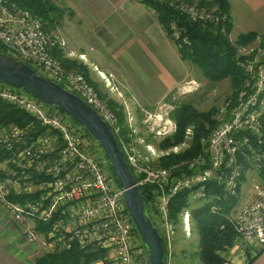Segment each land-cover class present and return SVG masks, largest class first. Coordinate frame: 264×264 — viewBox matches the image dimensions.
Masks as SVG:
<instances>
[{
  "label": "built area",
  "instance_id": "2783aa9c",
  "mask_svg": "<svg viewBox=\"0 0 264 264\" xmlns=\"http://www.w3.org/2000/svg\"><path fill=\"white\" fill-rule=\"evenodd\" d=\"M177 2H169V6L194 23L216 25L226 21V16L177 5ZM170 31L171 40L177 42L178 48L188 44L174 23ZM0 44L7 56L30 66L38 76L80 98L110 128L132 169L136 186L153 188V208L163 231L160 235L168 256L173 252L177 227L185 238L191 237V210L194 205L205 202L207 183L214 181L229 196H235L236 180L241 173L239 157L251 160L252 170L259 172L264 161L259 148L264 141V43L260 40L237 57L236 65L245 80L234 101L226 100L215 113L216 125L205 142L203 152L167 168L156 167L150 159L179 154L187 149L186 144L157 151L152 145L145 144V136L155 133L154 137H158L168 128L175 129L171 121L162 120L161 110H167L169 106L163 105L154 113L143 111L140 125L136 121H127L128 137H138L136 142L143 145L142 155L132 144L125 145L117 117L103 104L84 76L66 70L52 55V50L57 45L63 46V43L44 30L40 19L8 0H0ZM189 86L180 87L178 92L188 94L196 89ZM25 92L0 83V101L27 113L40 127L55 133V136H33L35 126L30 124L22 128L2 129L0 145L10 152L15 144L28 142L20 150L17 160L25 162L22 168H33L35 173L51 177V180L35 184L24 173L18 175L15 171L3 169L5 177L0 175V210L7 215L24 243L36 244L43 253L67 251L72 243H77L81 249L107 252L108 262L113 258L115 264H141L146 255L127 213L123 191L114 184L106 170L107 160L98 156L92 144L93 148L85 143L82 127L57 108ZM153 121L164 124L154 126ZM252 138L254 144L251 143ZM186 139H190L187 132ZM247 188L237 206L227 214L226 222L235 238L246 246L264 247V185H253L251 189L249 185ZM37 191L40 196L34 202L20 205L8 199L11 193L32 195ZM180 192L187 193V205L176 226L169 219V206L172 198ZM218 208L212 206L211 212L218 213ZM36 221L52 223L51 230L46 235L37 233L34 229Z\"/></svg>",
  "mask_w": 264,
  "mask_h": 264
},
{
  "label": "trees",
  "instance_id": "16d2710c",
  "mask_svg": "<svg viewBox=\"0 0 264 264\" xmlns=\"http://www.w3.org/2000/svg\"><path fill=\"white\" fill-rule=\"evenodd\" d=\"M8 1L15 3L25 10H28L33 16L40 19L43 23L44 30L48 33L47 29L48 26L53 23L52 16L55 12V7L52 4L44 0ZM142 3L154 11L158 23L166 32L169 39H171L170 26L172 23H175L182 37L187 39L188 44H185L178 49L180 59L182 61H189L194 67L198 68L203 77L209 83L216 84L228 80L230 93L226 100L231 99L234 101L245 80L236 65L238 57L237 48L250 45V43H252L258 36L253 32H249L247 34L240 35L234 43L230 41L229 35L232 31V24L229 20L230 6L228 1H200L199 4L206 7L216 6L218 13H220L222 17L226 16L225 22H221L216 25L212 23H194L187 16L175 11L171 6H169V3H162L154 0H142ZM222 31H224V33H222ZM260 41L262 44L264 43V40ZM175 43L177 44V42ZM0 53L7 55L5 48L1 44ZM52 55L61 62L66 70H74L84 76L88 83L94 88L97 95L107 103L108 107L113 112L116 113L118 117V125L121 129L120 136L122 138L124 137V139L127 138L130 130L127 120H125L124 107L117 104L113 99H109L106 94L102 93L97 84L90 80L85 66L67 63L66 60L61 58L60 53H55V48L52 50ZM25 93L28 94L27 92ZM216 111L217 109L211 108L206 112H198L189 102L179 104L178 107H176L170 114L175 123L176 131L172 133L171 136L163 139L160 143H157V148L160 150H168L181 144L184 140L186 130L191 127L193 129V137L190 148L179 154H169L168 156L159 158L158 165L163 168H167L180 160L188 159L202 153L205 148V141L215 128L216 123L213 119ZM30 124L35 126V132L32 134L33 136H55V133L49 132L47 129L40 127V125L25 112L0 101V131L2 129H10L12 127L22 128ZM83 132L84 138L87 141H92V145L97 146L101 153H103L98 143L94 141L84 130ZM32 135H30V139ZM127 140L129 141V139ZM26 143L15 144L13 150L10 152L5 150V148L0 145V165L5 164V169L15 171L18 175H21L22 173H24V175L26 174L35 184L43 181H50L51 177L49 178L44 175H38L34 172L33 168L25 169L18 165L17 156ZM251 143L254 144V138H252ZM259 148L260 152L264 154V141L263 145ZM238 164L241 173L240 177L236 180L237 187L235 196H229L221 185L212 181L207 183L205 187V202L197 205L191 210V218L194 228L193 231L197 235V251L194 253V256L198 257V262L200 264H222L223 259L221 254L231 249L234 243L238 241L235 238V234L231 226L226 222V216L229 214L231 209L239 203V200L241 199L242 187L247 181L246 173L249 171V168L250 170L253 168L252 161L250 160L249 162L247 159H242V157H239ZM158 165L156 166L155 164L156 167H159ZM130 170L132 172L131 167ZM109 171L112 178L115 179L110 168ZM0 175L4 178L5 171L0 170ZM258 176L264 184V161L259 168ZM138 189L151 221L155 226L152 220V214L156 217V213L153 208V188L149 185H144ZM39 196V191L32 195L22 194L17 196L11 193L8 199L13 203L22 205L27 202L36 201ZM186 205V192L178 193L171 200L169 206V219L176 226L179 222V215ZM212 206L219 207V212L216 214L212 213ZM51 225L52 223H42L36 221L34 229L37 233L46 235L47 232L51 230ZM221 226H223V229H220ZM162 246L165 252L167 264H170L173 252L170 256H168L163 240ZM94 250L95 249H81L77 243H72L71 248L67 251L59 253H43L34 260L33 264H94L98 259L103 260L105 256L107 257V252L99 249L97 251Z\"/></svg>",
  "mask_w": 264,
  "mask_h": 264
},
{
  "label": "crops",
  "instance_id": "0c3cea01",
  "mask_svg": "<svg viewBox=\"0 0 264 264\" xmlns=\"http://www.w3.org/2000/svg\"><path fill=\"white\" fill-rule=\"evenodd\" d=\"M44 1L55 7L53 23L48 26V33L63 43V46L57 45L55 53H60L61 58L67 63L85 66L90 80L97 86L108 88L104 79L107 81L117 79L120 85H124L123 93L130 95L126 79L114 71H121L119 65L122 63L138 65L141 57L151 65L160 66L162 61L156 54L170 46V39L158 23L154 11L140 0ZM227 1L230 6L229 20L232 24L230 36L237 31L239 32L235 40L249 32L264 34V27L259 28V24L264 21V17L260 18L264 16V0ZM99 65L115 67L101 68ZM142 85H147L145 79ZM176 86L170 82L165 84L166 88L156 105ZM94 148L98 156L103 157L97 146ZM108 169L106 165L107 172ZM253 185H264L257 172L250 178V189ZM6 234L4 236L0 234V264H33L28 262L27 253L19 250V246H15L14 234L8 232ZM179 254L185 255L182 251H179ZM221 257L222 264H264V247H247L238 240L231 249L222 253ZM181 262L186 264L185 260Z\"/></svg>",
  "mask_w": 264,
  "mask_h": 264
},
{
  "label": "rangeland",
  "instance_id": "374dc122",
  "mask_svg": "<svg viewBox=\"0 0 264 264\" xmlns=\"http://www.w3.org/2000/svg\"><path fill=\"white\" fill-rule=\"evenodd\" d=\"M142 2V0H140ZM157 2H160L161 0H154ZM165 3L171 2H177L178 4L182 5H188L192 8L197 9H203L209 12H214L215 15L219 16L220 13H218V9L216 6L213 7H206L203 5H200V1H194V0H163ZM146 6V5H145ZM153 11V10H152ZM217 13H216V12ZM264 16L260 17L263 18ZM175 24V23H174ZM264 27V21L259 24V28ZM239 31L233 33L231 36L229 35V39L232 43H234L236 34ZM171 33V31H170ZM224 33V32H222ZM254 33V32H253ZM257 34V38L250 43V45H245L237 48V56H240L243 54V51L248 50L249 46H254V43L257 40H264V34L263 33H255ZM171 35V34H170ZM244 35V34H242ZM239 37V36H238ZM237 37V38H238ZM236 38V39H237ZM235 40V41H234ZM171 41V42H170ZM169 45L162 49L159 53H157V57L160 61V66L157 64L151 65L148 61H145L146 59L140 58L141 62L138 65L133 64H124L122 63L119 65L121 67V71H114L116 72L120 77L125 78L127 84L130 88V95L124 94L123 87L124 85H120V83L116 80H109L106 79L105 82L108 84V88H104L102 86H99V89L102 91V93L106 94L109 99H113L117 104L123 105L125 107V120L129 121H136L137 124L140 125V121L143 117V111H147L150 113L158 112L159 107H162L163 105L169 106V109L167 110H161L162 114L164 115L162 120H169L175 127L176 126L174 121L172 120L170 114L171 112L178 107L179 104L183 102H189L194 106V108L198 112H206L211 108H215L219 110L224 102L226 101V98L228 97L230 93V86L228 80L222 81L220 83L212 84L209 83L201 74L200 70L196 67H194L189 61H182L179 57L178 47L176 43L170 39ZM174 45H173V44ZM170 47V48H169ZM179 56V57H178ZM101 68L105 67H112L114 68V65H99ZM137 68V69H136ZM114 70V69H113ZM141 70V71H140ZM165 70V71H164ZM144 79L147 83V85H142L144 83ZM172 79V80H171ZM190 79V81H187ZM173 86H176L173 90H171L164 99H162L161 103L156 105V102L160 99L161 94L163 93V90H165V84L169 83ZM187 85H190L189 87H196L195 90H193L191 93L188 92V94H180L178 92V89L180 87H186ZM198 87V88H197ZM193 88V87H192ZM94 89V88H93ZM96 92V91H95ZM100 98V97H99ZM100 100L103 102V104L108 108L110 112L114 114V116L117 117L116 113L113 112L107 105V103L100 98ZM228 100V99H227ZM123 103V104H122ZM154 105H156L154 107ZM217 112V111H216ZM118 120V117H117ZM214 120V119H213ZM159 123V127H161L164 123L153 121L152 125H157ZM139 128V127H138ZM171 128L167 129L165 132H162L160 136H155V133L153 134H147L145 136V144L152 145L153 148L157 151H167V150H160L157 148V143H160L163 141V139L169 137L172 135L173 132H175ZM170 131V132H168ZM190 131V133H188ZM186 132L188 137L190 139H186ZM185 132L184 140L181 144H186V151L190 148L192 137H193V129L189 127ZM144 137V133H143ZM124 139V137H123ZM129 139V141L127 140ZM125 145L132 144L133 147H136V150L142 155H144V151L141 146L142 144H137L135 140L138 141V137L136 139L127 138L124 139ZM134 140V141H133ZM117 141V140H116ZM206 142V141H205ZM87 145L92 147V141H85ZM118 143V142H117ZM131 146V145H130ZM178 146V145H177ZM119 147V146H118ZM175 147V146H174ZM120 148V147H119ZM172 149V148H170ZM121 150V149H120ZM169 150V149H168ZM185 151V149L181 150L182 153ZM103 154V153H101ZM192 158V157H191ZM190 159V158H188ZM187 160V159H184ZM180 160V161H184ZM150 161L154 162L156 166L158 165V160L150 159ZM179 161V162H180ZM18 165L23 166V162L18 159ZM178 163V162H177ZM107 165L109 166L108 162ZM159 166V165H158ZM161 167V166H159ZM110 168V166H109ZM163 168V167H162ZM5 169V164L0 165V170ZM111 170V169H110ZM108 172L110 173L109 169ZM112 172V171H111ZM256 173L255 169L250 170L247 174V181L242 187L241 197L247 187L250 185V178ZM110 175V174H109ZM112 177V175H110ZM115 180L112 178V181ZM114 184H116V181ZM117 185V184H116ZM262 186V185H257ZM240 197V198H241ZM198 204L194 205L196 207ZM7 215L3 214L0 211V234L4 236L6 232L13 233L14 234V243L16 247L19 250L24 251L27 253V259L28 262L32 263L34 260L41 256L43 254V250L41 248H38L35 245H27L24 243L22 238H20L18 232L14 227L12 228V224L9 220ZM152 220L157 227L159 233L162 235L163 231L161 229V226L159 225L156 217L152 214ZM11 224V225H10ZM193 226L191 225V237L185 238L184 233L181 231L179 227L176 228L175 236H174V243H173V256L170 260L171 264H183L184 262H181V260H185L186 264H198V257L194 256V253L197 251V235L193 231ZM9 235V234H6ZM15 247V248H16ZM98 250V249H97ZM94 250V251H97ZM179 251H183L185 255H180ZM62 252V251H60ZM59 253V252H57ZM111 255V253H110ZM143 256V255H142ZM174 261V263H173ZM94 264H115V260L113 258L111 261L105 256L103 260H97ZM141 264H148V259L145 256L143 261H141Z\"/></svg>",
  "mask_w": 264,
  "mask_h": 264
},
{
  "label": "water",
  "instance_id": "95a60500",
  "mask_svg": "<svg viewBox=\"0 0 264 264\" xmlns=\"http://www.w3.org/2000/svg\"><path fill=\"white\" fill-rule=\"evenodd\" d=\"M0 82L22 89L42 103L56 107L98 143L117 186L123 191L127 213L148 255V264H167L161 235L151 221L134 175L115 136L99 115L77 96L38 76L29 66L1 53Z\"/></svg>",
  "mask_w": 264,
  "mask_h": 264
},
{
  "label": "bare ground",
  "instance_id": "6f19581e",
  "mask_svg": "<svg viewBox=\"0 0 264 264\" xmlns=\"http://www.w3.org/2000/svg\"><path fill=\"white\" fill-rule=\"evenodd\" d=\"M1 83V82H0ZM3 84V83H2ZM6 85V84H5ZM27 114V113H26ZM30 116V115H29ZM31 117V116H30ZM56 153V152H55ZM55 153L53 154V155H55ZM52 156V155H51ZM136 181V180H135ZM142 248H143V251H144V254L146 255V251H145V249H144V247H143V245H142ZM147 259H148V255H147Z\"/></svg>",
  "mask_w": 264,
  "mask_h": 264
}]
</instances>
